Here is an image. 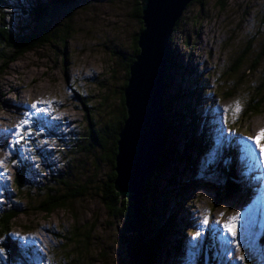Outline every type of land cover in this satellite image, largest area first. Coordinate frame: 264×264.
<instances>
[{
	"label": "rangeland",
	"instance_id": "obj_1",
	"mask_svg": "<svg viewBox=\"0 0 264 264\" xmlns=\"http://www.w3.org/2000/svg\"><path fill=\"white\" fill-rule=\"evenodd\" d=\"M85 1L73 18L74 29L66 44L62 46L60 40L31 50L0 72V160L4 161L0 168V214L12 206L24 210L7 230L0 228V264L129 262L119 240L124 222L110 218L95 189L107 179L111 166L102 162L100 148L95 147L94 154H79L74 144L76 137L86 138L83 102L97 128L120 112L125 66L134 53V37L142 24L135 14L136 0ZM6 13L9 19L3 20ZM15 16L0 9V28L13 25ZM181 18L172 46L184 67L171 71L169 93L172 97L180 89L182 98L193 104L197 90L203 88L195 109L196 114L210 117L209 147L199 156L193 174L184 165L175 169V161L164 172H154V188L159 185L171 201L168 207L178 209L180 224L167 231L164 240L171 244V250L163 252L156 264H264V162L257 156H246L241 143V138L264 128V106L257 114L248 110L264 96V61L259 69H249L264 46V0H194ZM252 39L256 40V50L232 70ZM36 101L45 102L38 105L44 111L30 107ZM236 101L241 111L233 119L231 110L224 109ZM179 106L185 107L178 101L176 108ZM184 118L188 121L191 117L184 113ZM24 119H30L25 130L31 127L32 134L17 143L15 126ZM182 140L175 132L171 144L181 148ZM195 152L192 150V155ZM229 152L234 153L231 159ZM220 163L234 165L233 178L240 185L238 193L224 200L221 192L226 178L217 169ZM60 172L76 185L95 187L87 196L46 214L38 209L43 196L40 188ZM23 173L28 188L36 185L29 195L16 188V177ZM237 213V236L233 238L223 225ZM205 217L207 224L203 223ZM160 218H154L152 230ZM75 227L84 236L93 230L85 247H77L67 238ZM8 243L15 244L20 258H11ZM241 255L243 261L239 260Z\"/></svg>",
	"mask_w": 264,
	"mask_h": 264
},
{
	"label": "trees",
	"instance_id": "obj_2",
	"mask_svg": "<svg viewBox=\"0 0 264 264\" xmlns=\"http://www.w3.org/2000/svg\"><path fill=\"white\" fill-rule=\"evenodd\" d=\"M136 1L137 7L135 14L140 19L142 25L139 32L136 33L134 37V53L127 59L125 66L127 78L120 91V112L114 115V117L112 116L113 118L102 127L99 126V128H97L90 118L87 105L83 102L87 113L85 118L88 123L85 128L86 141L78 136L76 137L74 145L78 147L79 150L76 153L79 154H94L95 147L100 148L102 150V162L105 161L111 166V172L107 176V179L104 180L103 184L93 187H95L97 194L107 208L110 218L114 221L124 222L119 233V240L126 250L129 260L128 264H156L157 259L163 252H169L171 250V244L164 240V236L167 235V231H174L180 224L177 222L179 214L178 209L171 210V207H168L169 204L171 205V201L166 199V194L162 193V188L159 189V185L154 188L152 177L154 172H164L166 167L172 162L174 163V161L176 162V165H174V167H176L175 169L181 167L179 165H184V167H187V171H190L192 174L195 173L196 162L199 156L209 147L207 144V141H209L207 132L210 128V117L203 116L199 114L198 111L196 114L195 107L199 100H201L202 92H204L203 88L197 90L195 95L196 100L193 104L191 102H186L185 98H182L184 96L180 94V89L179 92L177 91L170 97V83L173 80H170V78H172L171 71H179L184 67L180 61V57L174 53V46H172L175 42L174 33L182 21V18H180L173 30L168 45V53L166 55L167 64L162 108L164 148L144 188L139 228L135 234L127 235V231L133 219L134 200H129L127 197L122 198L120 196L121 193L115 187V180L117 177L115 167L116 156L118 154L119 134L128 117L124 90L130 77V67L140 52L138 45L139 34L144 29L142 5L139 0ZM84 3H86L85 0H48L46 2L39 0L37 3H27V1L23 0H0V9L16 13L13 25L8 23L0 28V72L5 71L12 62L31 50L54 45L60 40L63 42L62 46L66 44L71 36V31L74 29L72 26L73 18L77 11L84 6ZM19 12H21V14H18ZM24 18H26V20H24ZM2 19H9V15L5 17L2 16ZM61 31L65 32L60 33ZM250 41L251 42L243 53L239 54L236 58L232 70L236 71L244 62V59L252 55L256 50V40L252 39ZM262 49L259 51L258 58L249 68L250 71L259 69L261 63H263L264 46ZM186 92H188L187 94L189 95V91H182L185 96H187ZM178 101L180 105L185 107L182 108L179 106V108H176V103ZM253 101L255 100L253 99ZM263 106L264 96L252 104L248 110L252 114H257L258 112H262L261 109ZM184 109H186L185 112H183ZM184 113L191 117L188 121L185 120ZM200 121H203L202 126H199ZM175 132L177 135H182L183 140L181 148H178L176 144H171ZM192 150L196 151L195 155H192ZM232 154L234 156V153H228L229 159H231ZM235 161L236 159H234V162ZM217 169L221 176H225L226 178L225 186L222 187L221 200L229 199L240 191V185L233 178L235 177V167L234 165H223L220 163ZM220 179L221 177L217 178L216 182L218 183ZM15 182L19 193L25 192L29 195L31 191L36 189V185H32L30 188L26 186L24 173L18 175ZM93 187H89L87 184L83 186L81 184L76 185L75 182L71 181V177H65L64 172H60L58 176H52L46 187L40 188L43 196L40 197L41 194L36 196L37 198L40 197V205L39 208H37L46 214H52L59 208L67 207L73 200L87 196L89 190H92ZM182 187H185L184 183ZM181 189H185L186 191L187 188ZM216 204L218 205V203ZM21 212H24V210L21 211L13 206L4 210L3 214H0V228L2 230H7L9 224L17 218ZM161 216L160 223L152 230L151 225L153 221H155L154 218L156 217L158 219ZM78 229L79 228L75 227L72 235L69 237L67 236V238L76 244L77 247L82 248L86 246V243L87 245L89 244L90 235L88 233H91L92 229H90L85 236L80 233ZM149 233L150 236H148ZM6 247L9 249L12 259L20 258L14 243H8ZM173 249H177V247L173 246ZM79 252H82V249Z\"/></svg>",
	"mask_w": 264,
	"mask_h": 264
},
{
	"label": "water",
	"instance_id": "obj_3",
	"mask_svg": "<svg viewBox=\"0 0 264 264\" xmlns=\"http://www.w3.org/2000/svg\"><path fill=\"white\" fill-rule=\"evenodd\" d=\"M193 1L139 0L144 29L124 90L128 117L119 134L115 167L120 196L134 200L127 235L139 228L144 188L164 148L162 108L169 41L177 21Z\"/></svg>",
	"mask_w": 264,
	"mask_h": 264
},
{
	"label": "snow or ice",
	"instance_id": "obj_4",
	"mask_svg": "<svg viewBox=\"0 0 264 264\" xmlns=\"http://www.w3.org/2000/svg\"><path fill=\"white\" fill-rule=\"evenodd\" d=\"M41 103H45V102L36 101V102H33L30 107L32 109H35L37 112L44 111V109H41L38 107V105ZM229 110H231V112L233 113V119H235L241 111L240 102L236 101L233 106H230V108L224 109L225 112H228ZM28 115L31 116L32 113L30 112L28 113ZM30 123H31L30 119H24L15 126L17 143L23 140L24 136L32 134L31 127L25 130V126L29 125ZM241 143L244 145V152L246 156L248 157L257 156L261 162H264V128H261L254 136H248V137L241 138ZM13 163L15 164L16 161H13ZM3 164H4V161L0 160V168H2ZM4 171H6V169H4ZM239 217H240V214L237 213L234 216L230 217L228 222L223 225V230H225L226 233L230 234L231 237L233 238L237 236V221ZM203 223L204 224L208 223L207 217H205ZM16 235H19V234H16ZM200 235H201L200 232L196 233L197 237H199ZM223 239L229 243L232 242L228 240L227 236H224ZM237 247H239L238 243H237ZM2 251L3 250H0V254H2ZM244 259L245 257L243 255L239 257L240 261H243Z\"/></svg>",
	"mask_w": 264,
	"mask_h": 264
},
{
	"label": "bare ground",
	"instance_id": "obj_5",
	"mask_svg": "<svg viewBox=\"0 0 264 264\" xmlns=\"http://www.w3.org/2000/svg\"><path fill=\"white\" fill-rule=\"evenodd\" d=\"M2 93H5V91L2 90ZM25 97H26V96H25ZM0 117H1V116H0ZM2 118H3V117H2ZM2 118H1V119H2ZM195 219H196V221H199L197 217H195ZM220 221H221V220H220ZM199 222H200V221H199ZM217 224L221 225L220 222H217ZM217 226H218V225H217ZM40 248H41V247H40ZM225 249H226V251H227V250L229 249V247H227V248H225Z\"/></svg>",
	"mask_w": 264,
	"mask_h": 264
}]
</instances>
